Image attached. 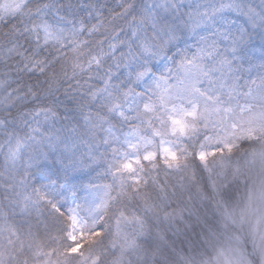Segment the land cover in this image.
<instances>
[{"label": "snow or ice", "instance_id": "snow-or-ice-1", "mask_svg": "<svg viewBox=\"0 0 264 264\" xmlns=\"http://www.w3.org/2000/svg\"><path fill=\"white\" fill-rule=\"evenodd\" d=\"M0 264H264V0H0Z\"/></svg>", "mask_w": 264, "mask_h": 264}]
</instances>
